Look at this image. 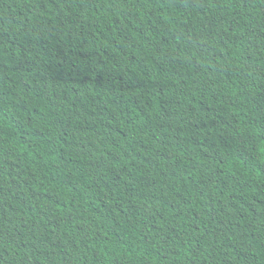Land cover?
<instances>
[{"label": "trees", "instance_id": "1", "mask_svg": "<svg viewBox=\"0 0 264 264\" xmlns=\"http://www.w3.org/2000/svg\"><path fill=\"white\" fill-rule=\"evenodd\" d=\"M0 264H264V0H0Z\"/></svg>", "mask_w": 264, "mask_h": 264}]
</instances>
